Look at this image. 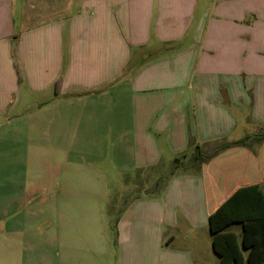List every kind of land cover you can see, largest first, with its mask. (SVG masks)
I'll return each instance as SVG.
<instances>
[{
    "label": "crops",
    "instance_id": "crops-1",
    "mask_svg": "<svg viewBox=\"0 0 264 264\" xmlns=\"http://www.w3.org/2000/svg\"><path fill=\"white\" fill-rule=\"evenodd\" d=\"M26 106L60 143L50 198L64 221L91 201L104 221L105 192L64 194L83 172L107 190L109 169L88 163L169 175L115 212L104 259L219 264L209 214L240 186L264 191V0H0V136L18 131ZM226 229L240 239V223Z\"/></svg>",
    "mask_w": 264,
    "mask_h": 264
},
{
    "label": "rangeland",
    "instance_id": "rangeland-1",
    "mask_svg": "<svg viewBox=\"0 0 264 264\" xmlns=\"http://www.w3.org/2000/svg\"><path fill=\"white\" fill-rule=\"evenodd\" d=\"M31 112L28 106L21 109L25 119L21 120L18 131L0 136V264H114L107 255L104 259L103 251L105 247L109 249L113 215L125 201L139 194L142 187L162 186L169 175H157L155 180L141 179L139 174L115 172L108 159L102 165L88 163L90 169H109L105 171L107 190L95 187L91 176L83 172L69 175V184L75 189L64 194L70 200H98L105 192L106 205L102 202L101 206L107 210L102 215L104 221H97L92 201L70 204L64 221L59 215L60 204L50 198L51 190H55L49 172L57 173L56 183H61L60 143L44 139V126L34 124ZM4 122L0 119L6 128ZM56 134L59 136L57 130ZM101 144L105 155L113 154L112 142ZM82 150L87 151L83 146Z\"/></svg>",
    "mask_w": 264,
    "mask_h": 264
},
{
    "label": "trees",
    "instance_id": "trees-1",
    "mask_svg": "<svg viewBox=\"0 0 264 264\" xmlns=\"http://www.w3.org/2000/svg\"><path fill=\"white\" fill-rule=\"evenodd\" d=\"M246 138L232 144L245 145ZM258 138L263 139L264 133ZM192 156L200 159L198 146ZM232 223L242 225L240 239L226 229ZM208 225L219 264H264V191L257 183L237 188L209 214Z\"/></svg>",
    "mask_w": 264,
    "mask_h": 264
}]
</instances>
